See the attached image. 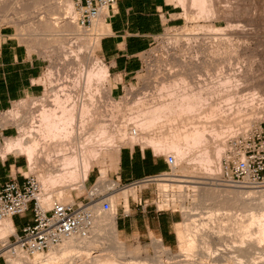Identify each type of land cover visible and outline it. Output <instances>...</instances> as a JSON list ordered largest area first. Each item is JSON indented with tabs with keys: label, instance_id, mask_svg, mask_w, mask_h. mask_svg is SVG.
I'll use <instances>...</instances> for the list:
<instances>
[{
	"label": "rangeland",
	"instance_id": "374dc122",
	"mask_svg": "<svg viewBox=\"0 0 264 264\" xmlns=\"http://www.w3.org/2000/svg\"><path fill=\"white\" fill-rule=\"evenodd\" d=\"M169 1L172 3L177 15H180L183 17V19H185V23L175 27H169L161 34L157 35L150 48L142 54L140 68L138 71L131 74V76L123 78L122 76L109 73L104 82H101L100 84L98 83L101 91L100 94L102 95V106H98V108H101L99 110V116H96V121L98 119V121L102 120L100 125L104 127L107 125L106 127L109 129V131L111 130V132L120 130L118 132L120 135L119 137L121 138H119L121 141L120 146L117 147L114 145H106L103 147L100 154L91 162V168L89 170L90 172L85 181L84 188H79L78 186L76 187L73 185L74 187L68 186L61 189L60 183H58L59 185L55 183V186H48V188L49 190L53 189L54 192L61 189V201H72V199L77 201H87L89 193L98 186L97 184L92 185L94 180L97 181L98 177L102 174L101 180L103 182L106 181L104 182L105 187H103V189L98 187V192L103 193L104 197H109V195L112 194L116 195L114 196L116 198L114 199L115 202L112 206L116 214V228L117 221L119 220L121 213H123V207L125 206L127 209L128 203L132 201L131 198H139V192L142 190L144 193L143 198H148L147 203L149 206L158 208L160 210L175 211L176 213L180 214L181 219L179 222L180 224H177L178 228L176 225L177 235L175 245L169 247L162 241L161 244L174 254H172L173 258L171 259H167V257H165L163 262L167 261L169 264H182L180 260L181 258L179 259V257L183 256H180L179 254L181 253L184 241L181 239L186 233L185 229H187V223H190V219L186 211L188 209H191L192 212L199 211V213H202L201 215H203V217H206L208 215V212L205 213L208 211V208L206 207L211 206L210 202L207 201H205V205H202V207L201 205L196 204V201H198L197 199H199V195L201 193V187L204 185L206 187L208 185L207 187L219 186L226 188H236L224 184L214 185L211 183L202 184L198 182L205 179H207V181L218 182L216 179L221 174L223 157L227 154L229 148L234 146L236 141L242 138L243 135L255 128H259L261 122L264 120V0ZM193 1L195 4H193ZM72 2L74 3L73 11L75 13H73L72 16L77 23L78 12L75 8V0H72ZM66 5L67 0H0V29H8L10 33L16 36L22 43H24L30 51L38 53L44 62L43 83L45 88L43 92L35 97L16 101L11 108L1 113V125L16 126L19 131L17 136L22 135L24 128L29 126L30 123H39L38 120L42 107L47 105L48 107L51 106V108L55 110V108L58 109V107L61 108L62 106L64 107L65 105H70L71 102L65 100V94H63L64 92L59 90L61 85H65L66 87L68 86L67 88L72 90L70 92L72 98L81 95L80 93L82 91L84 96L87 90H89L85 96L87 100V94L91 90L95 89L97 80L93 79V85L90 87L91 90H86L84 78L87 75L86 72H88L90 69H95L94 67H96V65H101L108 69L97 53L100 37L106 33V24L103 25L99 31L94 30V24L90 28L85 29L79 27L78 23L77 26L82 28L81 30L66 29L64 27L65 21L63 20L64 16L67 15L65 11H68L66 10L67 8H65ZM52 8L58 9L55 11V9L53 10ZM202 9H205V11L202 12ZM104 12L106 14L107 10ZM104 12L100 15V17L104 15ZM68 19L69 18H67V20ZM48 20L51 21L52 24H55L53 27L55 30H47L44 27L41 29L40 26H45L44 24ZM210 27H213V29H210ZM214 28H216L218 31ZM95 39L97 41H95ZM90 41H94L96 44H90ZM226 75L235 76V78L238 79V82L240 83L237 85L225 84L224 86L222 81L225 80L224 78H227ZM81 76L83 77L79 80V83L76 85L73 84L74 78H81ZM63 83L65 84L63 85ZM202 83L204 86L207 85L206 87L209 85L210 88H214V86H216L217 89L221 88L219 89L221 93L219 92L220 94H217L218 96L216 95L213 100L218 103L220 101L222 107L220 106L221 108L219 115L216 114V116L212 118L214 119L212 120L214 122H212L214 124V128H218L217 130L219 132L216 134L214 132L210 133L208 141L204 142L207 150L205 156L202 154L204 145L193 147L188 158L194 157L195 159L190 160L186 158L187 156H184V158L182 157L181 160L177 161L178 165L172 169V171H170L168 176L159 177H173L179 179L184 178L186 181L183 183L184 185L186 184L187 187L185 186L183 187L184 189L182 188L180 190V188L177 187L178 183H180L179 181H168V183H171V186H168V188L164 190L159 184L161 180L156 179L147 185L141 187L135 186L133 188L135 195L133 192H131L128 196V200H124V198L121 196V191L125 187H133L134 185L124 186L126 184L125 182L121 183L115 179V169L117 168V155L116 157L114 156L116 152L115 150H117L119 147L121 149V147L125 145L132 146L139 144L143 147H149L158 157L161 158H165L167 153H174L176 156L175 150L169 148V143L166 144L164 142H166L165 139L169 142H174L176 140V136L178 135L182 137V139L180 137L179 140H181L183 143L185 142L183 141V135L188 131V126H190L188 125V116L182 115L178 117L179 119L175 120H173L175 116H172L171 118L168 117L167 119L163 117L164 119L162 118V120H158V122L156 121L157 123L155 122L156 124L150 128L139 126V122L145 118L148 119L149 114H144L145 111L151 110L156 107V105L158 106L163 101L168 100L170 96L169 92H173L174 89H178L176 87L179 86L181 88H190L192 84L197 87L199 85L203 86ZM217 83H219L220 86L222 84V86H218ZM233 83H235V81ZM173 87L175 88L172 89ZM232 90L234 92L239 91L236 94L238 96L236 97L234 94L235 97L233 96V98H230V101L225 100V95L232 93ZM55 92L59 93V95L63 94V97L59 96L61 97V102L59 101V104H55ZM248 93L250 95L252 93L253 96L255 95L254 98L257 96L255 100L252 95L250 96ZM241 94L247 97L249 95V98L252 97L250 102L249 98L246 97L245 99V97L243 95L241 96ZM258 96L261 97L259 98ZM242 97L243 102L241 100ZM218 99L220 100L218 101ZM252 99L254 101H251ZM244 101H246V103ZM60 104H62V106ZM77 110L78 109L73 110V114L76 116L79 112V110ZM55 112L59 114L61 109L60 111ZM75 120H77V117ZM195 120L198 121L197 119ZM103 122L105 125H103ZM97 125H99V123H97ZM171 125L172 128L176 129H173L172 131V128L170 127ZM93 126L94 124H92L91 127ZM87 127H89V125H87ZM169 128L171 129L170 131H172V134L168 131ZM177 128H180L179 130L181 131L178 132ZM133 129L138 131L137 135L133 136V134H131L130 131ZM86 131H89L88 128ZM184 131L186 132L182 133ZM154 138H157L158 140L160 139L161 143H164L163 145L165 147H162L161 144H159V146L157 145V147H155L154 144L152 146V143L149 141L150 139L154 140ZM161 138L164 139V142H162L163 140ZM170 138L173 140L175 138V140L171 141ZM75 147L76 150H79L77 143L75 144ZM218 147L222 148V155L220 158H217L218 156L215 154ZM52 149H47L48 153L45 150H41V155L39 154L40 157H37L38 162L34 163V165H32L33 167H27V157L24 154H20L24 158L25 164V167L22 169L23 173H25V175L33 174L37 178V175L39 174L45 175L47 170H49L51 167L50 164L53 162L52 160H54L55 157L57 158L56 162L60 161V158L55 156V154H58V149ZM49 153L54 154L50 155ZM206 156L211 158V162L209 161L206 164L205 161H203V163L201 159L198 160L199 157L206 158ZM204 164H206V166ZM205 167L207 170H205ZM206 175L209 177L211 176L209 180ZM113 184H116L117 186L115 189H106ZM196 185L202 186L199 188ZM42 188L43 186L41 187V192ZM256 193L254 192V194H252L254 207L256 206L258 198H260L259 196L261 194L260 192ZM98 205V208H100L101 203ZM196 206H200L201 208H197ZM99 210L101 211V208ZM217 211L219 213L223 212V210H216L215 212ZM32 218L33 211L30 209L25 215H19V220L17 222L22 225L28 221H31ZM193 218L196 219L199 218V216L197 215V217L195 216ZM217 220H219V222ZM217 220L215 221L218 223H214L216 225L215 227L222 226V224L224 225L226 223L231 225V221L227 220L226 222L225 218V223L222 221L223 218H218ZM228 224L225 226H230ZM256 225L257 224H255V222L252 225L254 238H256L255 234H257ZM109 229L110 228H106L104 229L105 231L102 230V238H100L98 247L103 250H99L98 252L96 248L91 247L89 252L92 255L90 254L83 256V259L76 257L74 260L72 258L66 257L67 259L65 258L61 261V263L103 264L106 259L112 260L114 258L113 260H117L119 263L122 262L123 264H132V262L135 261V257H138L142 260L143 258L151 259V257H155L158 252L160 253V248L158 249L155 245V242L158 241L159 238L154 237L151 240H147L146 238H141L140 240H131L130 237L125 238L123 235H121L117 229L118 235L116 238L119 239L120 242L123 241V243H121L124 245V251L126 252V254L125 252L119 254L117 252V246H115V244L113 245L111 240L112 238L110 239L112 234L111 232H108ZM16 234V228L14 233L12 231L4 232L0 228V237H2L0 238V264H37L32 261L34 260L33 255H27L24 252L20 253V255L14 261L10 259L12 255L8 251H12L13 248L16 247ZM18 234H21V232ZM180 234L181 236L183 234V236L180 237ZM259 244L255 242L254 247L256 245L257 247L253 248V251H256L253 256L255 258L257 257L256 259L254 258L255 264H264V256H262L263 253L261 250L263 248H261L262 245ZM45 252L47 253L48 251ZM8 253L10 254L8 255ZM116 253L122 256L119 257V255H116ZM98 255L101 256L97 257ZM123 256L125 257V260ZM175 260L177 262H175Z\"/></svg>",
	"mask_w": 264,
	"mask_h": 264
},
{
	"label": "bare ground",
	"instance_id": "6f19581e",
	"mask_svg": "<svg viewBox=\"0 0 264 264\" xmlns=\"http://www.w3.org/2000/svg\"><path fill=\"white\" fill-rule=\"evenodd\" d=\"M193 4H195V2ZM73 5H74V3L72 2V0H67V5L65 7V8H67L66 10H68V11H65L67 13V15L66 16L63 15L64 16L63 20L65 21V22L63 21L64 27L66 29H69V30L70 29H74V30L80 29L81 30L82 28H79L80 26L79 27L77 26V23L72 16L74 13ZM57 9H55V11ZM204 11H205V9H202V12H204ZM104 16H105V12H104L103 16H101V17L99 16L100 18L99 17L97 18V20L94 23V25H95L94 30L99 31V30H101L103 25H105ZM67 18H69V19L67 20ZM44 25L45 26H40L41 29H42V27H44L47 30H55V28L53 29L55 24H52V22L49 20L47 22H45ZM37 28H38V26H37ZM210 29H213V27L212 28L210 27ZM214 29H216V28H214ZM213 31L216 32L215 30H213ZM95 41H97V40L95 39ZM92 43H93V45L96 44L94 41L93 42L90 41V44H92ZM218 52H219V50H218ZM193 63H195V62H193ZM203 63H205V62H203ZM184 64H186V63H184ZM190 65H192V64H190ZM94 68L95 69H90L88 72H86L87 75L84 77L85 78V84H86L85 85L86 90L90 89V87H92L91 85H93V83H92L93 79L97 80V85L95 86V89L94 90L90 89L91 91L87 94V98H88L87 100H86L85 96L89 90H87V92L85 93L84 96H83L84 93L82 94V92H83L82 91L80 93L81 95H79L78 97L72 98L71 93H70L72 90L70 88L68 89L67 88L68 86L66 87L64 85L65 83H63L64 86L61 85V88L59 90L64 92L63 94H65L64 95L65 100L71 102L70 105L66 106L65 105L66 103L64 102L65 103L64 107L62 106V104H60L62 107L61 108L58 107V109L55 108V110L53 108H51V106L48 107L47 105H46L47 107L46 106L42 107V109L40 111L41 114L39 117L40 121L38 120V122H39L38 124H31L30 123L29 126L26 125L27 127L24 128V132L22 135L16 136L13 138H7L1 142V147H0V156L1 157H3L6 153H10V152L14 153V154L15 153L16 154H24L27 156V159H28L27 167H31L32 165H34V163L38 162L37 157L39 156L41 150L47 151V149H49V148H51V149L57 148L58 149L57 150L58 154H55V156L60 158L59 159L60 161L56 162L57 158L55 157V159H54L55 161L52 160L53 162L50 164L51 167L49 168V170H47L46 174L45 175L44 174L37 175L39 181L41 182V187L43 186L42 192H40V194L38 195V200L45 208L52 206L54 201H59V200L61 201V199H62L61 198L62 197V190L61 189L63 187H68V186H73V185H75L76 187L78 186L79 188L85 187V181L88 177V173H89V170L91 168V162L93 159H95L100 154V152L104 146H106V145H114L117 147L120 146V142H121L120 139L121 138L119 137L120 135L118 133L120 130H118L116 132H111V130L109 131V129L106 127L107 125L105 127L100 125V122L102 120L98 121L99 120L98 119L97 120L98 122L96 121V118L99 116L98 115L99 110L101 108V107L98 108V106H100V105L102 106V95L100 94L101 91H100V88L98 86V83L100 84L101 82H104V80L108 76V71L106 68H104L101 65H96V67H94ZM226 76H227V78H224L225 80L222 81V84L224 86H225V84H227V85L236 84L237 85L240 83V82H238V79L235 78V76H228V75H226ZM82 77L83 76H81V78H79V77H77L76 79L74 78L73 84L76 85L77 83H79V80L82 79ZM218 81H216V82H218ZM234 81H235V83H233ZM217 84H218V86H220L219 83H217ZM222 84H221V86H222ZM205 85H206V83H205ZM193 86H194L193 84L190 86V88H181L178 86V87H176L178 89H174L175 87H173L172 88V89H174V91L172 90L173 92L168 91L169 95H170L168 100L163 101L158 106L156 105V107H154L151 110L145 111L144 114L148 113L149 118L148 119L145 118L144 120H141L139 122V126L144 127V128H150L153 125H155L158 122V120H162L163 117H165L167 119L168 117L171 118L172 116L173 117L175 116L174 119L172 118L173 120H175V119H179L178 117H180L182 115L188 116L189 121L188 120L187 121L189 122L188 125H190V126H188L189 128L187 129L188 130L187 132L186 131L182 132V133L186 132L183 135V141H185L184 143L181 140H179V138L181 137L179 135H178L179 137L175 135L177 141L175 140V138H174V140H175L174 141L172 139L173 137L170 138V140L171 141L173 140L174 142H169L166 139H165L166 142H164V139L161 138L163 140L162 142H164L166 144L169 143L168 144L169 148H172L173 150H175L176 156H177L176 162L178 160H181L182 157L184 158V156H187L186 158H188L192 148L196 147V146H200V145H204L202 154H203V156H205V154L207 153V150H206V146H205L204 142L208 141L210 133L214 132L216 134L219 132L217 130L218 128L217 129L214 128V124H213L214 122L212 121L214 119H212V118H214L216 116V114L219 115L220 108L222 107V105L220 104V101H219L220 99H218L219 103L213 100V98H215V96L217 94L219 95L221 93L219 90L221 88L217 89L216 86H214V88H210L209 85H208V87H206L207 85L204 86V84H203V86H200V85L197 87L196 86L193 87ZM86 90H84V91H86ZM233 92L225 95L226 97L223 96L226 98L225 100L228 101L230 98H233L234 94L236 97L238 96L236 94L239 91L238 92L236 91L234 93ZM62 95H59V93H56V96H55V94H54V96H55L54 98H55V102H56L55 104H57V103L59 104V101L61 98L59 96H62ZM242 95L243 94H241V96ZM249 95H248V97L244 96V95L243 96L246 99V97L249 98ZM251 95L254 98L255 95L253 96L252 93H251ZM261 96H262V94H261ZM252 97L249 98V102H250V99ZM255 98H254V100H255ZM238 100H240V99H238ZM241 100L243 102V97ZM254 100L252 99L251 101H254ZM261 100H263V99H261ZM244 102L246 103V101H244ZM52 103H53V101H52ZM240 104H242V103H240ZM60 109H61V112L59 114H57L55 111H60ZM75 109L79 110L77 116L75 114H73V110H75ZM234 110H236V109H234ZM101 114H102V111H101ZM76 117H77V120H75ZM101 117H103V116H101ZM195 119H197L198 121H196ZM25 122H27V121H25ZM165 122H167V121H165ZM28 123H29V121H28ZM97 123H99V125H97ZM92 124H94L93 127H91ZM87 125H89V127H87ZM103 125H105V123ZM170 127L172 128V125ZM87 128L89 131H86ZM144 128H142V129H144ZM173 129H176V128H172V131H173ZM179 129L177 128L178 132L181 131ZM185 129H183V130H185ZM170 130L171 129L169 128L168 131L171 133L172 131H170ZM130 132H131V134H133V136L138 134L137 130H136V133H134L132 131H130ZM176 134H177V131H176ZM133 136H131V137H133ZM177 137H178V139H177ZM181 139H182V137H181ZM149 142L152 143V146L154 144L155 147H157V145L159 146V144H161L162 147L164 146L163 145L164 143H161V140L160 139L158 140L157 138H154V140L150 139ZM76 143L78 144L79 150H76V147H75ZM47 153H48V151H47ZM55 153H57V152H55ZM49 154L53 155L54 153H52V154L49 153ZM215 154H217V156H218L217 158H220V156L222 155V148L218 147ZM44 156H45V153H44ZM188 159L191 160V159H195V158L190 157ZM199 159H201L202 162L205 161L206 164L209 161L211 162V158L209 156L208 157L206 156V158L199 157L198 160ZM45 161H46V159H45ZM48 163H49V160H48ZM206 164H204V165L206 166ZM177 165H178V163H177ZM208 168H210V167H208ZM27 169H29V168H27ZM205 170H207V168ZM205 173H206V171H205ZM207 177L209 180L211 176L210 177L207 176ZM157 179L161 180V182L159 184L164 190H166L168 188V186H171V183H168V181H179L180 183H178L177 187L180 188V190L185 186L187 187V185L186 184L184 185V183H183L186 181L184 178L179 179V178H173V177H162V178H157ZM194 181H195V179H194ZM104 182H106V181H104ZM104 182L101 180V178H99L98 182L96 183L98 186L95 187V188H97V192L99 191L98 187H101L102 189H103V187H105ZM55 183H57V184L60 183L61 189L58 188L59 190H57L56 192H54L53 189L49 190L48 186L53 187V186H55L54 185ZM198 183H202V184H204V183L210 184L211 183L214 185L215 184L221 185V183L213 182V181H207V179L199 181ZM128 186H130V185H128ZM201 186H197V187L200 188ZM207 186L205 187V185H204L203 187H201V193L199 195V199L196 198L198 201H196L197 203L196 202L195 203L197 205H201V207H202V205H205V201L210 202L211 206L206 207V208H208V211L205 212V213L208 212V215L206 217H203V215H201L202 213L201 212L199 213V211L198 212L197 211L192 212L191 209H188L186 211V213L188 214V217L190 219V223H187V229H185V231H186L185 235L183 236V234H182V236H183L182 237L180 234V237H182L181 240L184 241V245L182 247L181 253L179 254L180 256H183V257H179V259L181 258L180 259L181 263L182 264H255V260H254L255 257L253 256V254L256 252L255 250L253 251V248L257 247V245L254 247L255 242H257V244L260 243L262 245V247H261V248H263V249H261L262 253H263L262 256H264V196H263V194L260 192L261 193L259 196L260 198H258V196H257L258 202L256 203V206H255L256 208H255L253 206L254 204H253L252 194H254V192L256 193L259 191H255V190H251V189L247 190L244 188L240 189L239 187H236V188H228L227 187L226 188V187H219V186L218 187H215V186L207 187ZM227 186H230V185H227ZM116 187H117L116 184H113L106 189H115ZM134 187H135V185L133 187H125L123 190L121 189L122 190L121 196L124 198V200H126V201L128 200V196L131 192H133V194H134V190H133ZM231 187H235V186H231ZM256 194H259V193H256ZM114 196H116V195L112 194V195H109V197H107V199L110 201L112 206L114 205V202H115L114 199L116 198ZM261 197H262V200H261ZM99 203L100 202H96L91 207L93 214H94V223H93V226L90 230V233L87 236H74V237H71V238L63 241L60 245L51 247L47 253L46 252L35 253L33 255L34 260H32V261L37 263V264L38 263L39 264H60L61 261L64 260L66 257L72 258L74 260V258H76V257L82 258L83 256L90 255L91 253L89 251H90L91 247L96 248V250H98V252H99V250H103V249L98 247V244L100 242V238H102V236H101L102 230H104L106 228H110L108 231L109 233L111 232V234H112V237H110V239L112 238L111 240L113 242V245L115 244V246H117L116 247L117 252L119 254L124 253L125 252L124 247H123L124 245L122 244L123 241H121L122 242L121 243L120 240L116 238L118 235V232L116 229L115 210H114V208H111L108 211H103V210L100 211L99 210L100 208H98ZM199 207H197V208H199ZM197 208H193V209H197ZM216 210H223V212H221V211H220L221 213H219L218 211L215 212ZM197 215L199 216V218H196V219L193 218L195 216L197 217ZM221 215H222V217H221ZM217 217L223 218L222 221L224 223H225L224 218H225L226 222H227V220L228 221L230 220L231 225L226 223L230 226H225L226 224H224V225L222 224V226L215 227L216 225L214 223L219 222V220H217L218 219ZM243 218H245V219H243ZM215 220H217L218 222ZM220 221H221V219H220ZM254 222H255V224H257L256 225L257 226V229H256L257 234H255L256 238H254V236H253L254 231L252 229V225ZM217 225H220V224H217ZM0 228L4 232L5 231H9V232L12 231L13 233L15 232L13 222H12L11 218H9V217L5 220L0 221ZM0 238H2V237H0ZM110 239H108V240H110ZM155 245L158 249L160 248V250H159L160 253L159 252H158V254L156 253L157 255H155V257H151V259H149V258L144 259L143 258V260H142V259H139L138 257H135L134 260L135 261L138 260V261L137 262L133 261L132 264H167L168 263L167 261L163 262L165 257H167V259L168 258L171 259V258H173L174 254L169 249L165 248L161 244L160 239L155 242ZM8 252H10L12 255V257L10 258L12 261H14L20 255V253H22V251L20 249H18L17 247H14L12 251L9 250ZM10 253H8V255ZM118 253H116V255ZM125 254H126V252H125ZM101 255H102V253H101ZM100 256L98 255L97 257H100ZM120 256H122V255H119V257ZM79 258H77V259H79ZM123 258L125 260L124 256H123ZM113 259L112 260L106 259V261L103 264H123L122 262L119 263V261L117 262V260L114 261ZM132 259H133V257H132ZM175 262H177V261L175 260ZM178 262H179V260H178Z\"/></svg>",
	"mask_w": 264,
	"mask_h": 264
},
{
	"label": "crops",
	"instance_id": "0c3cea01",
	"mask_svg": "<svg viewBox=\"0 0 264 264\" xmlns=\"http://www.w3.org/2000/svg\"><path fill=\"white\" fill-rule=\"evenodd\" d=\"M104 22L106 33L100 37L98 56L108 67V75L110 73L127 78L138 71L141 56L150 48L155 37L169 27L184 24L185 19L177 15L169 0H117L107 10ZM43 73L44 62L41 56L30 51L8 29H0V116L16 101L35 97L43 92ZM1 123L0 117V147L1 140L16 137L19 133L16 126H2ZM261 126L264 130V120ZM115 151V179L121 183L167 169L165 158L158 157L149 147L125 145ZM24 167V158L20 154L10 152L0 156V188L10 179L23 185ZM101 176L102 174L94 183ZM143 197L141 190L139 198H131L132 201L128 203L129 215L121 213L116 229L131 240H151L155 237L169 247L174 246L180 214L153 208L148 205V198ZM18 218L19 216L11 218L17 233L21 232L23 226L17 222Z\"/></svg>",
	"mask_w": 264,
	"mask_h": 264
},
{
	"label": "built area",
	"instance_id": "2783aa9c",
	"mask_svg": "<svg viewBox=\"0 0 264 264\" xmlns=\"http://www.w3.org/2000/svg\"><path fill=\"white\" fill-rule=\"evenodd\" d=\"M117 0H75L78 12L77 23L88 29L105 10L113 7ZM132 132L136 133V129ZM167 170L156 174H145L132 179L124 186L141 187L161 176H168L177 166L173 153L165 156ZM24 184L15 179L5 182L0 188V220L25 215L30 209L33 218L23 224L21 234L15 235L16 247L27 255L48 251L74 236H87L94 223L92 205L100 202V208L108 211L112 208L103 193L94 188L87 201H54L45 208L38 200L41 183L33 174L24 175ZM218 183L244 189L259 191L264 196V130L260 124L242 136L229 148L223 157V165ZM94 183L93 185H95ZM123 215H129V208L123 207Z\"/></svg>",
	"mask_w": 264,
	"mask_h": 264
}]
</instances>
